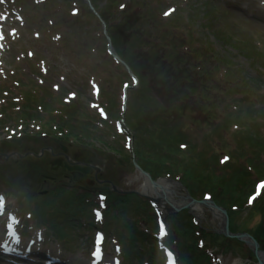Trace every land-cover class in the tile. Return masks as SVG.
Wrapping results in <instances>:
<instances>
[{"label": "rangeland", "instance_id": "rangeland-1", "mask_svg": "<svg viewBox=\"0 0 264 264\" xmlns=\"http://www.w3.org/2000/svg\"><path fill=\"white\" fill-rule=\"evenodd\" d=\"M92 1L101 18L103 14L115 24L114 50L124 54L128 46L139 81L143 76L149 87L141 91V81L137 86L134 80L126 93L128 109L123 108L118 77L125 75L111 64L102 25L86 0H2L0 188L8 196L5 209L17 202L24 214L20 196L45 193L54 208V229L66 247H72L66 252L85 260L92 253V234L102 227L107 244H115L118 234L122 240L124 237L131 259L138 263L143 260L147 264L148 255H139L151 247L156 263L162 257L160 250L171 248L176 259L183 253V264H264V215L260 224L255 215L260 210L264 214V188L257 194V187L264 184V0ZM165 9L168 15L163 14ZM141 42L142 53L138 50ZM24 86L46 106L53 96L62 102L67 98L66 103L76 106V111L87 110L93 117L101 110L112 128L118 121L124 127L130 113L138 115L133 132L146 125L148 135L131 143L132 137L118 141L117 134H110L107 142L114 144L111 148L87 137L85 129L43 126V121L20 114L21 103L31 104L19 93ZM150 95L169 100L170 109L160 108ZM185 106L191 109L190 117L184 115ZM184 123L199 155L187 156L179 168L174 160L172 166L178 170H168L169 175L161 161L168 155L148 144L152 137L176 141L178 127ZM93 148L105 153L98 155ZM84 151L90 152L86 162L77 158ZM57 159L60 165L53 164ZM138 161L152 171V176L146 172L151 180L136 168ZM36 165L43 172L39 177L33 174L38 179L36 186L18 183L16 174H11L20 166L31 169ZM65 166L87 167L90 172ZM191 168L201 173H192ZM73 172L86 176L84 183L74 180ZM235 176L234 182L244 179L240 203L231 200L238 194L232 186ZM161 184L172 188L170 200L178 207L158 208V198L146 192ZM63 186L77 194L82 205L65 193ZM250 197L256 198L255 202L249 204ZM2 199L0 195V203ZM144 204L150 208H140ZM96 205L100 207H92ZM194 207L208 212L197 213ZM82 208L95 217L88 227L79 219L87 215ZM87 219L92 218L89 215ZM157 219L165 223L163 236ZM133 221L142 231L134 228ZM190 222L195 226L192 231ZM226 222L229 234L245 231L250 244L226 236ZM76 228L82 232L77 233ZM210 249L217 255L213 260L200 256L206 257ZM163 262L167 264L166 258Z\"/></svg>", "mask_w": 264, "mask_h": 264}, {"label": "trees", "instance_id": "trees-1", "mask_svg": "<svg viewBox=\"0 0 264 264\" xmlns=\"http://www.w3.org/2000/svg\"><path fill=\"white\" fill-rule=\"evenodd\" d=\"M106 22L108 24L109 34L112 38V44H114V46L117 47V45L115 44V41L113 40V32H114L113 27L114 26L112 25V23L110 21L106 20ZM143 43L144 42H141L138 45L139 51L142 50L140 45H142ZM116 52L128 64L130 69L138 75V78H139V73L134 69V64L132 62V56L128 52V46L123 50L124 54H121L120 53L121 51H116ZM131 52H133V51L131 50ZM118 68L120 69V66H118ZM121 72H122V70H121ZM140 81H141L142 85L139 87V89L141 91L145 87H147V86L149 87L147 80H145V78L143 76H141ZM140 81H139V83H140ZM22 85H24V84L22 83ZM20 92L23 93V95H25L24 102L31 103L30 105H27V106L24 105L25 103L21 104V106L19 107V110H21L20 111L21 116L26 115L29 118H33L36 116L37 120L46 121L45 123L52 125V126H54V125L55 126H58V125L65 126V128H67L68 130H72V129L77 128V129L82 131L83 129H85L86 136L94 138V139H98V140L102 141L105 145H107L111 148H114V145L112 143L107 142V140H108L107 138L110 134L114 135L117 133L115 132V130L112 129V127H110L107 124V122L105 120L99 119V118H94L86 110L75 111L72 108H70V106H64V105H66V103H62L60 98H54V97H52V103L49 104V106H51L49 114H47V113L44 114V112L42 110V108L46 107L44 104L38 103V101H36V105H35L36 107H35V106H33V103L35 101H31L27 98L28 92H31V91L25 90L24 88H22L20 90ZM175 95H176V93H175ZM150 96H151V98L155 99L154 102L157 101V103H159V107L162 108L163 110H169L170 109L171 104H170L169 100H165L163 96L160 95L159 100L156 99V97H157L156 95H150ZM182 109H183V107H182ZM184 109H185L184 115H188V117H190L189 114L191 112V109L190 108L188 109L186 106L184 107ZM42 115H47V117H43ZM77 115H78L79 119L75 118V116H77ZM137 116H133L132 113H130L126 119V126L128 128V132H130L131 136L133 137V143L138 139H146V135H148L146 133V125L144 126L143 129H137L133 132L134 127H135L134 121L136 120ZM144 118L146 119V115L144 116ZM178 130H179V138L176 141H171V140L164 141V136L162 137L163 139L157 138V137H152L153 140L151 141V144H148V147H150V148H156L157 147V149L160 148V150L163 154L168 155L167 158H166V156H162L161 161L163 160L162 164L166 168L165 172H167L169 175H170L169 171L177 172V170H178L172 166V164L174 163V160H175V162L179 168L180 163L183 162L185 164V162L188 160V157L194 158V156L199 155L198 148L196 146V142L192 141L191 136L189 134L190 130L185 126V123L183 124L182 127L179 126ZM117 135H118L117 138L123 139V134H117ZM134 139H135V141H134ZM139 144H141V143H139ZM134 153L136 154V152H134ZM137 164L141 167L142 170L148 172L152 176V171H149L147 166L145 167L142 163H140V161H138ZM191 170H193L192 173H196V174L201 173L197 169L191 168ZM180 171L183 174H185V172H186L183 168H180ZM197 177L200 179L199 176H197ZM235 179H236V176L234 177V180L232 181V183L235 181ZM243 180H244L243 178H238L237 181L234 182L232 185V186H234L235 189H237L238 194L235 192L237 195L235 197H232L231 200L238 202V203L243 201L242 198L244 197V189L245 188H244V184H242ZM237 184H239V186L236 188ZM207 187H208V185H206V188ZM255 204L256 203L253 204V206H252L253 208H254ZM252 207H251V210L253 209ZM255 215L257 216V221L260 224V222L263 220V215H264L262 210H260V213L258 211H256ZM189 225H188L190 227L189 231H192L194 228L192 226V223L190 222ZM254 226H256V224Z\"/></svg>", "mask_w": 264, "mask_h": 264}, {"label": "bare ground", "instance_id": "bare-ground-1", "mask_svg": "<svg viewBox=\"0 0 264 264\" xmlns=\"http://www.w3.org/2000/svg\"><path fill=\"white\" fill-rule=\"evenodd\" d=\"M38 162L37 160H35ZM12 164V163H11ZM16 163L12 164L13 167H16ZM22 168V169H20ZM17 170H12L11 174L15 173L17 176L16 181L18 183L23 184H29L31 186H36L34 183L37 184L38 179H34V175L39 177L41 173L42 168L39 166H35L34 168H23L20 166ZM24 169V170H23ZM28 170V171H27ZM27 171V173H26ZM27 174V176L25 175ZM34 174V175H33ZM149 175V174H148ZM19 178V179H18ZM26 178V180L24 179ZM146 178L148 180H151L150 175ZM38 185V184H37ZM172 191L171 187H165L159 185L158 188L151 189L149 191H146L150 193L152 196L158 198L157 206L158 208H164L167 206H171L173 208H176L179 206V204H175L170 200V194L169 192ZM32 194V193H31ZM45 193H38V194H27L24 196L28 202L32 201L34 198L39 199H45L46 198ZM48 200V199H46ZM51 202V201H50ZM28 204V203H26ZM13 207L11 209H5V205H1L0 209V264H41L42 262L47 264L48 260L50 261L48 264H86L84 259L80 257H75L71 255L62 254L59 251L58 244L55 243L54 239H51L50 246H44L45 243L42 240V232L35 231L32 235V237L28 238H20L19 231L21 229V226L26 224V219L23 217H19L18 214L21 213L20 208L17 204H12ZM10 207V203L8 205ZM204 206V205H202ZM54 209V208H53ZM51 208L49 211H52L50 214V219L47 218L40 210L36 211L40 222L42 225L48 229L50 232L57 234V229H54V220L52 219V216L54 215V211ZM193 211L197 213H206L208 212L207 209L204 208H197L194 207ZM214 210H212L213 212ZM47 212V211H43ZM215 215H218L217 212L214 211ZM219 217V215H218ZM221 218V216L219 217ZM39 230H43L40 226L38 227ZM49 233V232H48ZM50 234V233H49ZM122 246V243L120 241H117L116 246H113L110 244L106 249V254L104 257V260L100 261H87L88 264H117L119 261H117V257L119 253L114 249V247L120 248ZM52 247V251H48ZM261 255H259V259H261ZM189 264V263H188ZM233 264H241L240 262H235Z\"/></svg>", "mask_w": 264, "mask_h": 264}, {"label": "water", "instance_id": "water-1", "mask_svg": "<svg viewBox=\"0 0 264 264\" xmlns=\"http://www.w3.org/2000/svg\"><path fill=\"white\" fill-rule=\"evenodd\" d=\"M99 154L103 155L104 153L103 152H99ZM89 156H90L89 153L85 152L84 155L80 156L78 159L79 160H83V161H87L89 159ZM54 163L59 164L60 162L59 161H55ZM68 169L69 170H80L81 172H83L85 174H88L90 172L89 168H87V167L79 168V167H75L74 166V167H68ZM73 177H74V180H77V181L82 182V183H84V180L86 179V177L84 175H81V174L75 173V172H73ZM223 213H224V211H223ZM224 229H225V232L228 233L227 222L224 225Z\"/></svg>", "mask_w": 264, "mask_h": 264}, {"label": "snow or ice", "instance_id": "snow-or-ice-1", "mask_svg": "<svg viewBox=\"0 0 264 264\" xmlns=\"http://www.w3.org/2000/svg\"><path fill=\"white\" fill-rule=\"evenodd\" d=\"M0 2H2V0H0ZM121 7H123V5H122ZM74 14H75V13H74ZM168 14H169L168 12L165 13V15H168ZM0 18H2V17H0ZM0 38H2V37H0ZM30 55H31V54H30ZM72 95H74V94H72ZM225 159H227V157H225ZM260 188H264V184L259 185V186L257 187V194H259V189H260ZM253 199H254V197H250V199H249V204H251V203L253 202ZM159 231H160V235H161V236H163V235L165 234V228H164V225H163V224L160 225V229H159ZM99 239H100V237L98 236V237H97V240L99 241ZM93 255L95 256V258H96L97 260L100 259V249H99V246H97V249H96V251L93 253ZM167 261H168V264H174L173 254H172L171 252H167Z\"/></svg>", "mask_w": 264, "mask_h": 264}]
</instances>
